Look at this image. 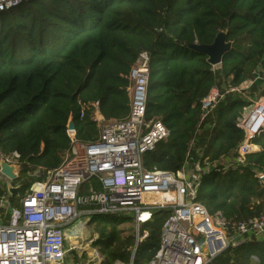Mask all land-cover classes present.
<instances>
[{
    "label": "trees",
    "instance_id": "trees-1",
    "mask_svg": "<svg viewBox=\"0 0 264 264\" xmlns=\"http://www.w3.org/2000/svg\"><path fill=\"white\" fill-rule=\"evenodd\" d=\"M220 32L230 47L218 66L189 48L211 44ZM143 51L150 54L145 115L168 130L143 166L175 171L188 153L202 167L233 150L249 102L228 94L200 122L201 99L214 86L242 84L264 63V0H28L0 11V156L20 166L12 206L62 162L69 119L77 139H96V124L90 112L79 117L78 101H98L106 119L128 116L127 75ZM252 141L244 165L212 170L197 187L195 201L220 212L229 229L264 212V131ZM168 215L152 212L134 254L132 217L92 218L100 264L150 260ZM128 222L129 233L122 227ZM208 264H264V239L227 248Z\"/></svg>",
    "mask_w": 264,
    "mask_h": 264
},
{
    "label": "built area",
    "instance_id": "built-area-1",
    "mask_svg": "<svg viewBox=\"0 0 264 264\" xmlns=\"http://www.w3.org/2000/svg\"><path fill=\"white\" fill-rule=\"evenodd\" d=\"M25 1L0 0V11ZM149 59V52H141L127 75L126 118L106 119L98 101H78L79 117L90 112L96 124V139L81 141L75 129H67L70 147L62 162L47 171L43 180L32 182L18 206L11 205L7 180L0 174L5 180L0 193V264H63L66 241L76 240L81 225L94 217H132L134 254L147 235L144 224L158 209L169 210V215L162 224L155 255L142 264H208L227 248L264 239V212L229 229L220 212L210 214L195 201L203 175L244 165L245 155L256 149L252 140L264 131V63L242 84L214 86L201 99L200 122L228 94L249 102L237 122L242 131L237 146L202 167L187 153L180 169L163 171L149 170L142 164L143 155L168 135L160 120L145 115ZM92 183L100 187L96 189ZM113 264L134 263L131 259Z\"/></svg>",
    "mask_w": 264,
    "mask_h": 264
},
{
    "label": "rangeland",
    "instance_id": "rangeland-1",
    "mask_svg": "<svg viewBox=\"0 0 264 264\" xmlns=\"http://www.w3.org/2000/svg\"><path fill=\"white\" fill-rule=\"evenodd\" d=\"M4 182L5 180L0 178V192L2 191L1 188ZM83 225L80 227L82 229H79L80 231L75 240L76 242L70 239L66 241V255L63 264H100L102 262L103 254L99 246L94 244L98 236L97 233L93 231L91 223L84 222ZM122 227L125 228L128 233L130 232L129 222L122 225Z\"/></svg>",
    "mask_w": 264,
    "mask_h": 264
},
{
    "label": "water",
    "instance_id": "water-1",
    "mask_svg": "<svg viewBox=\"0 0 264 264\" xmlns=\"http://www.w3.org/2000/svg\"><path fill=\"white\" fill-rule=\"evenodd\" d=\"M229 47L230 43L225 41V34L223 32L218 33L214 41L209 45H189V48L205 54L208 58V62L213 66L220 64L224 53L229 49ZM67 129H75L72 119H69L67 123ZM19 172L20 166L17 163H9L5 158L0 156V174L7 180L6 189L9 196L18 195L19 186H14L11 184V182L18 177ZM259 178L264 183V175H261Z\"/></svg>",
    "mask_w": 264,
    "mask_h": 264
},
{
    "label": "bare ground",
    "instance_id": "bare-ground-1",
    "mask_svg": "<svg viewBox=\"0 0 264 264\" xmlns=\"http://www.w3.org/2000/svg\"><path fill=\"white\" fill-rule=\"evenodd\" d=\"M84 226V225H83ZM75 241V240H74Z\"/></svg>",
    "mask_w": 264,
    "mask_h": 264
},
{
    "label": "crops",
    "instance_id": "crops-1",
    "mask_svg": "<svg viewBox=\"0 0 264 264\" xmlns=\"http://www.w3.org/2000/svg\"><path fill=\"white\" fill-rule=\"evenodd\" d=\"M82 229V228H81ZM88 248V247H87Z\"/></svg>",
    "mask_w": 264,
    "mask_h": 264
}]
</instances>
